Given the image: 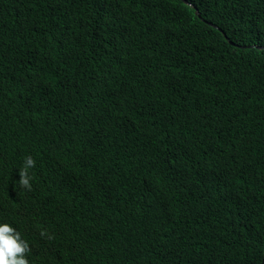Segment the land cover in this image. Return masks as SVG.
Masks as SVG:
<instances>
[{
  "label": "trees",
  "instance_id": "obj_1",
  "mask_svg": "<svg viewBox=\"0 0 264 264\" xmlns=\"http://www.w3.org/2000/svg\"><path fill=\"white\" fill-rule=\"evenodd\" d=\"M189 2L0 0V80L23 90L0 112L36 116L60 147L24 156L43 203L22 216L0 189V213L47 257L264 264V0ZM173 243L186 253L167 257Z\"/></svg>",
  "mask_w": 264,
  "mask_h": 264
},
{
  "label": "clouds",
  "instance_id": "obj_2",
  "mask_svg": "<svg viewBox=\"0 0 264 264\" xmlns=\"http://www.w3.org/2000/svg\"><path fill=\"white\" fill-rule=\"evenodd\" d=\"M181 1L194 8L189 0ZM196 14L200 16L197 9ZM258 49L264 50V46H258ZM12 84H20V82L6 70L0 80V106L15 102L14 92H18L19 97L21 96L23 90H12ZM35 118L36 116L30 121V117L25 119L18 113L3 116L0 112V189L3 192L1 194L4 199L8 198L12 201L11 208H19L22 216H26L27 211H32L44 200L39 192L31 189L32 176L29 169L34 168L36 162L31 155L26 158L24 156L35 152L38 163L42 161L45 164H51L52 161L58 159L60 151V147L56 145L53 136L49 137L48 134H43L39 127L41 124L35 125ZM35 139H37L36 151ZM25 150H29L28 153ZM72 188H75V185ZM183 202V200L176 198L175 205L180 206ZM87 211L88 209L82 207L70 209L64 214L63 223L67 224L83 216ZM115 212L117 213L116 210ZM5 216L11 215L0 213V217H4V223L0 224V264H41L39 260L34 261L30 255V245H32V254L40 253L42 255V264H64L65 257L63 254L56 253L47 257L45 254L46 246L42 240H37V242L26 241L21 232L23 229H20L14 221L13 223L7 222ZM50 233H52L51 236L46 231H42L41 236L48 235V239L69 245L74 250L79 249L82 245L81 237L75 232L55 228ZM116 239L117 235H115ZM55 241H52L53 244L59 245ZM165 249L166 256L170 258L181 257L186 253V250L177 243L170 244Z\"/></svg>",
  "mask_w": 264,
  "mask_h": 264
}]
</instances>
